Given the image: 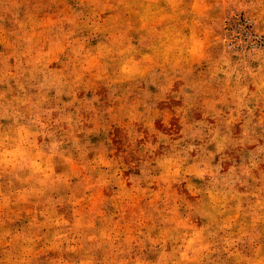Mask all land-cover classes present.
Returning a JSON list of instances; mask_svg holds the SVG:
<instances>
[{"label": "rangeland", "instance_id": "obj_1", "mask_svg": "<svg viewBox=\"0 0 264 264\" xmlns=\"http://www.w3.org/2000/svg\"><path fill=\"white\" fill-rule=\"evenodd\" d=\"M0 264H264V0H0Z\"/></svg>", "mask_w": 264, "mask_h": 264}]
</instances>
